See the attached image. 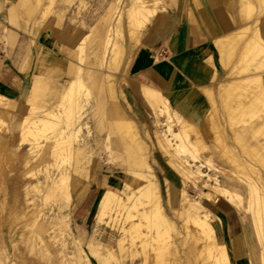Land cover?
Wrapping results in <instances>:
<instances>
[{
  "label": "rangeland",
  "instance_id": "obj_1",
  "mask_svg": "<svg viewBox=\"0 0 264 264\" xmlns=\"http://www.w3.org/2000/svg\"><path fill=\"white\" fill-rule=\"evenodd\" d=\"M55 1L58 5L53 14L46 17L47 21L70 39L73 38V33L83 34L84 46L83 51L78 50L79 61L81 62L84 58V63L82 65L80 63V67L83 68L82 78L92 95L90 100L82 99L80 104L67 102L64 107H60V98L68 83L53 79L48 83L47 91L42 98L34 103H30L32 89L25 99L12 98L0 93L8 100L9 107V113L0 118V199H8L9 202L6 209L0 211V264H7L5 262L8 255L17 264H69L67 260L72 257L74 250H76L72 234L83 246H86L94 230L98 231V239L101 243L99 252L103 256L105 264H117V259L126 253L119 246L122 236L117 229V223L112 212L107 213L103 221L98 223L102 197L107 190L112 189L110 186L113 182L120 180L125 184L130 180L139 178L144 180V184H147L152 181L151 178L153 177L154 182L159 186L161 206L170 218L173 217L171 208L180 206L183 190L187 192L192 201L200 200L204 193L209 192L204 190L202 185L185 186L184 180L178 175L174 178V171L169 166L167 159L158 151L151 149L148 141H146L148 144L146 156L142 161H135L129 154L133 151L128 143L115 139L113 134H111V139H107L112 129L111 123H100L102 113L95 109V98L98 93L93 90L96 87L94 78L98 75L105 78L107 75V71L105 69L99 70L98 66L103 41L108 29H113L115 26L117 15L121 12L122 17H124L122 20L123 41H121L123 58L117 73L114 75L115 94L122 105L127 102L131 106L132 114L138 122H141L140 125L150 126L152 119L156 118L155 108L151 109L149 113L139 115L136 111V102L132 101L128 94L127 79L131 70L136 66L138 56L144 50L142 46L144 31L153 24L161 12L179 3L180 0H157V13L142 30L139 42L136 40L132 42L128 36L129 28L126 16L127 11L132 8L133 0ZM146 1L152 2L153 0ZM50 2L51 0H42V7L36 8L33 14L29 15L16 10L18 0H0V47L3 52H7V49L10 48L11 55H7L9 58H15L18 62L25 39L27 37L32 38L36 31L41 30L38 28L40 27L39 23L44 12H46V8L50 6ZM242 7V0H235L234 17L241 22L239 27L246 24ZM8 30L11 31L9 36L7 35ZM70 31L72 34H69ZM30 44L32 45V42ZM213 52L214 68L219 71L220 81L224 83L227 81V71L220 65L216 46L213 48ZM40 77L48 78L44 74L39 75L34 79L32 87ZM38 108L39 110L35 113L51 108L58 109L64 117V123H70L76 119L79 121L80 117L82 121L85 120V127L80 136L89 145L86 149L82 148L84 151L78 160L66 152L53 154L50 150L49 146L53 145L60 135V131H57L56 127H49L47 132L41 133L45 137L41 135L38 137L29 136L31 123H34L30 118V114L33 113L31 110ZM211 113L212 108L207 117ZM177 114L182 116L190 125L198 128L197 123L188 119L187 116L181 113ZM219 117L225 123L226 134H228L226 136L227 142L233 147L232 153L226 152L225 155L230 158L240 157L250 160L252 155L250 148L255 147L258 143L264 144V128L248 137L245 145H240L234 141L233 133L226 124L228 123L227 115L225 116V112L223 113L221 108H219ZM258 118L257 116L253 117V115L252 117H245V123L239 124L236 130L249 125L257 126ZM203 131L205 134L204 144L209 146V150L204 151L201 155L200 164L206 163L208 158L216 167L233 171L234 169H231L230 164L213 148L215 141L211 130L205 126ZM24 136L30 137L34 141L38 139L37 143L44 146L40 154L46 158L45 162L34 163L28 168L21 167L24 155L30 149L29 144L26 143L16 151V148L22 145L21 141ZM14 151H16V155ZM69 166L74 173L79 172L80 174L73 181L70 191L75 196H80L81 200L74 201L70 208L66 209L62 204L65 199L63 190L50 189V182L54 178L60 179L59 175ZM203 172L212 177L217 175L220 180L226 179L230 183H228L229 188H233L232 184L244 186L237 180L221 176L208 166L203 168ZM248 173L250 174V172ZM46 177H49L50 186H46L48 190L43 202L41 201V208L36 216L38 222L29 235L26 221L13 217V214L18 204L24 201L25 190L32 188L38 182H44ZM176 180L178 183L175 182ZM238 191L244 196L246 203L248 198L246 187L244 186V190L238 188ZM168 197H172L173 207L168 204ZM220 205L223 204L211 203L210 208L221 221V227L217 228L216 231V240L221 252L224 248L233 264H262L261 246L253 225L249 226L250 233L247 234L244 218L233 208L227 207L237 213L240 219V222L236 224V229L229 228L225 217L219 212ZM14 219L15 221H13ZM158 221L159 218L156 214L150 215L137 230L126 234L123 246L127 252L130 254L136 251L140 253L134 264H207L208 253L203 252L200 246H197V248L200 247V250L195 251V240L189 236L186 230L188 228L190 232L195 231L193 223L186 220H175L179 233L176 236L171 231L159 229ZM69 225L72 227L71 232ZM158 233L160 238L157 239L156 243L149 244L143 247L144 249L141 247L140 236L142 234L148 238L149 235L157 237ZM239 241L242 242L240 246ZM181 242L183 243L181 244ZM32 243L36 245L34 250L29 249ZM175 245L179 246L178 250ZM145 259H147L146 263ZM94 260L89 264H97ZM125 264H131L130 260H126Z\"/></svg>",
  "mask_w": 264,
  "mask_h": 264
},
{
  "label": "bare ground",
  "instance_id": "obj_2",
  "mask_svg": "<svg viewBox=\"0 0 264 264\" xmlns=\"http://www.w3.org/2000/svg\"><path fill=\"white\" fill-rule=\"evenodd\" d=\"M242 2V12L246 24L239 27L241 23L239 20L227 23L221 19L220 25L226 34L215 42L220 65L227 71V81L222 83L219 71L214 69L210 83L199 91L195 90L188 95H164L158 90H148V100L156 112V118L152 119L150 126L140 125L141 122H138L132 114L131 106L127 102L122 105L115 94L114 75L123 58L121 41H123L122 20L124 17L121 12L117 15L113 29H108L106 32L98 66L99 70L105 69L107 75L105 78H102L101 75L94 78L96 87L93 90L98 93L95 98V109L102 113V121H105H100V123H111L112 129L107 139H111V134H113L115 139L128 143L133 151L129 154L135 161H142L146 156L148 152L146 141H148L151 149L158 151L167 159L169 166L174 171V178L178 175L184 180L185 186L202 185L204 190L209 191L204 193L200 200L192 201L187 192L183 190L180 206L171 208L173 217L170 218L161 206L159 186L154 182L153 177L152 181L147 184H144V180L139 178L125 184L120 180L113 182L110 186L113 190H107L102 197L98 223L103 221L107 213L112 212L117 229L122 236L119 246L126 253L117 259L119 264H125L128 259L131 264H134L139 257L140 253L137 251L131 254L127 252L123 246L124 239L127 233L137 230L153 214L159 218V229L171 231L176 236L179 233L175 220H186L193 223L195 231L190 232L188 228L186 230L189 236L195 240V251H199L201 247L203 252L208 253L207 264H233L225 249L222 248L221 252L217 243L216 231L221 227V221L212 212L211 203H222L224 206L236 210L246 222L247 234L250 233L249 226L253 225L261 246V262L264 264V144L258 143L255 147L250 148L252 154L250 160L227 157L226 152L232 153L233 147L227 142L228 134H226L225 123L219 117V108H221L223 113L225 112V116L227 115L228 123L226 124L233 133L234 141L240 145H245L248 137L264 128V0H242ZM57 5L55 0H51L38 28H41V31L52 33L56 39L66 43L74 50L83 51L82 33H73V38L70 39L47 21L46 17L53 14ZM157 5V0L152 2L132 1V8L127 11L126 16L129 28L128 36L132 42L135 40L139 42L142 30L157 13ZM41 7L42 0H18L16 10L32 15L36 8L40 9ZM247 21L250 22L247 23ZM10 32L8 30V36L11 35ZM69 34L72 32L70 31ZM80 63L81 65L84 63V58ZM22 70L23 68H21ZM82 75L83 68L80 67L77 79L67 82L68 86L60 98V107H64L67 102L80 104L82 99H91L92 92L86 87ZM206 80L207 76L204 75L202 81ZM51 81L50 78L40 77L37 79L32 87L30 103L42 98ZM209 106L210 109L212 108V113L207 117ZM39 108L31 110L33 113L30 114V118L34 123H31L29 136L38 137L41 133L47 132V128L56 127L57 131H60V135L53 145L49 146L50 150L53 154L66 152L78 160L84 151L82 148L86 149L89 145L80 136L85 127V120L82 121L80 117L79 121L76 119L70 123H64V117L58 109L51 108L35 113ZM8 111V100L0 95V118L8 114ZM177 113H181L197 123L198 128L190 125ZM252 115L259 117L257 126L249 125L236 130V127L244 122L245 117H252ZM205 126L213 133L215 141L213 148L230 164L233 171L216 167L208 158L206 163L200 164L201 155L204 151L209 150V146L204 144L203 130ZM30 137L24 136L21 141L22 145L16 148L18 151L23 144H29L30 149L24 155V161L21 163L23 168H28L34 163L41 164L46 160L44 155L40 154L44 146L37 143L38 139L34 141ZM16 151H14L15 155ZM205 166L225 178L237 180L238 183L244 185L248 191L247 202L245 203L244 196L238 191V188L244 190V186L232 184L233 188H229L230 183L226 179L220 180L217 175L212 177L205 174L203 172ZM59 176L60 179L54 178L51 182L49 181L51 186L48 182L49 177H46L44 182H38L32 188L25 190L24 201L18 204L13 217L26 221L29 235L38 222L36 216L41 208V201L43 202L45 193H47L46 186H50V189L63 190L65 199L62 204L66 209H69L74 201L81 200L80 196H75L70 191L73 181L80 176L79 172L74 173L69 166ZM175 182L178 183L177 180ZM167 202L171 207L174 206L172 197H168ZM8 204V199H0V211H4ZM71 228L69 225L70 232ZM159 233L157 237L149 235L148 238L142 234L140 236L141 247L156 243L160 238ZM72 237L76 250L67 260L69 264H89L94 258L97 264H105L103 256L99 252L101 243L98 239V231L94 230L86 246H83L73 234ZM175 246L178 250L179 246ZM197 246L200 247L197 248ZM35 248L36 245L33 243L29 246L30 250ZM62 260H64L63 257ZM146 262L147 259H145ZM5 263L17 264L12 261L10 255L6 258Z\"/></svg>",
  "mask_w": 264,
  "mask_h": 264
},
{
  "label": "crops",
  "instance_id": "obj_3",
  "mask_svg": "<svg viewBox=\"0 0 264 264\" xmlns=\"http://www.w3.org/2000/svg\"><path fill=\"white\" fill-rule=\"evenodd\" d=\"M234 9L235 0H180L147 27L143 33L144 50L127 79L128 94L136 102L139 115L153 109L147 94L150 89L164 95H188L210 83L215 69L213 48L226 34L220 21L236 22ZM22 49L16 62L8 57L10 48L3 52L0 47L1 94L25 99L34 79L41 74L62 83L77 79L78 51L52 33L36 31L32 38L25 39ZM204 75L206 81H202ZM219 212L228 227L236 229L240 222L237 213L223 205Z\"/></svg>",
  "mask_w": 264,
  "mask_h": 264
}]
</instances>
